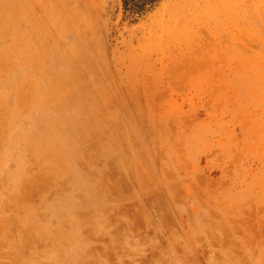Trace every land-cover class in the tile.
<instances>
[{
  "label": "rangeland",
  "instance_id": "obj_1",
  "mask_svg": "<svg viewBox=\"0 0 264 264\" xmlns=\"http://www.w3.org/2000/svg\"><path fill=\"white\" fill-rule=\"evenodd\" d=\"M0 0V264H264V0Z\"/></svg>",
  "mask_w": 264,
  "mask_h": 264
},
{
  "label": "trees",
  "instance_id": "obj_2",
  "mask_svg": "<svg viewBox=\"0 0 264 264\" xmlns=\"http://www.w3.org/2000/svg\"><path fill=\"white\" fill-rule=\"evenodd\" d=\"M156 0H129L125 3L131 4L136 13H141L146 4H152Z\"/></svg>",
  "mask_w": 264,
  "mask_h": 264
}]
</instances>
